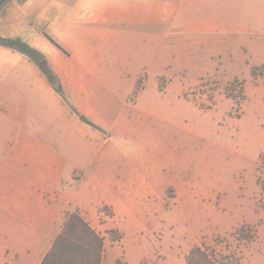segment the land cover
<instances>
[{
  "label": "crops",
  "instance_id": "1",
  "mask_svg": "<svg viewBox=\"0 0 264 264\" xmlns=\"http://www.w3.org/2000/svg\"><path fill=\"white\" fill-rule=\"evenodd\" d=\"M190 3L0 2V36L40 52L54 80L28 55L0 44V264H39L66 212H79L93 227L89 220L105 213L99 207L115 217L134 204L139 178L130 171L163 151L156 139L150 144L145 125L173 123L152 110L143 120L135 104L147 77L172 67L178 16ZM143 75L144 87L131 100ZM96 189L112 192L113 200L94 211ZM193 246L181 252L182 264Z\"/></svg>",
  "mask_w": 264,
  "mask_h": 264
},
{
  "label": "rangeland",
  "instance_id": "2",
  "mask_svg": "<svg viewBox=\"0 0 264 264\" xmlns=\"http://www.w3.org/2000/svg\"><path fill=\"white\" fill-rule=\"evenodd\" d=\"M177 36L172 67L148 76L135 104L143 120L152 110L173 122L145 125L161 156L130 171L134 204L115 217L99 207L89 220L105 239L102 264H182L200 243L220 264H264V0H191ZM235 79L245 94L238 112L223 93ZM90 199L95 211L113 195L96 189ZM108 229L120 238L111 242Z\"/></svg>",
  "mask_w": 264,
  "mask_h": 264
},
{
  "label": "trees",
  "instance_id": "3",
  "mask_svg": "<svg viewBox=\"0 0 264 264\" xmlns=\"http://www.w3.org/2000/svg\"><path fill=\"white\" fill-rule=\"evenodd\" d=\"M5 1L7 0H0V2ZM49 39L54 42L50 37ZM0 44L17 49L28 55L49 77L50 82H54L43 55L36 49L19 38L12 39L0 36ZM252 73L255 74L254 69ZM145 79L146 76L144 75L137 78L130 96L131 100L143 89ZM159 90L162 91L163 88L159 86ZM223 93L225 97L232 99L237 105L238 112L241 102L245 99L243 82L235 79L223 88ZM210 97V101H213V96ZM81 118L92 125L83 115ZM106 233L111 242L118 240L121 236L115 229H108ZM245 236L243 240L246 242L250 241L254 237V234L249 233V235ZM103 253L104 237L79 212H66L63 216L60 230L53 238L50 247L43 255L39 264H102ZM185 262L186 264H220L216 251L204 244L191 247L185 257ZM114 264L126 263L117 258Z\"/></svg>",
  "mask_w": 264,
  "mask_h": 264
},
{
  "label": "water",
  "instance_id": "4",
  "mask_svg": "<svg viewBox=\"0 0 264 264\" xmlns=\"http://www.w3.org/2000/svg\"><path fill=\"white\" fill-rule=\"evenodd\" d=\"M53 87H54L55 89H58L59 84H58V83H55V84L53 85Z\"/></svg>",
  "mask_w": 264,
  "mask_h": 264
}]
</instances>
